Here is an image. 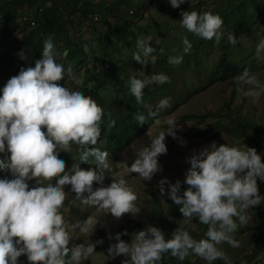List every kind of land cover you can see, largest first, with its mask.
<instances>
[{
	"label": "clouds",
	"instance_id": "obj_1",
	"mask_svg": "<svg viewBox=\"0 0 264 264\" xmlns=\"http://www.w3.org/2000/svg\"><path fill=\"white\" fill-rule=\"evenodd\" d=\"M13 1H4L0 5ZM101 1L106 0H93L95 4ZM44 3L47 6L43 7L40 16L38 12L35 16L24 10L20 14L25 12L33 16L37 25L51 0ZM168 3L175 8L184 0H168ZM34 9L35 12L38 6ZM129 9L132 8L127 9L131 15ZM93 14L98 13L89 14L91 21ZM180 15V26L196 37L215 43L222 38L232 45L237 43V36L233 31H225L218 13L211 10L198 12L192 8L182 10ZM150 39V36L138 37L137 51L132 53V58L142 66L138 75L134 72L128 77V91L138 104L145 103L142 91L145 86L153 82L162 84L170 79L164 72L145 74L143 66L155 64L157 60V50L147 43ZM156 42L160 43L159 38ZM191 47L188 36L182 35L181 47L171 50L167 63L180 64ZM256 49L264 50V37L257 41ZM158 51L163 52V48ZM19 55L21 59L25 58L23 50ZM63 56L52 37H45L42 50L32 65L21 66L17 74L0 87V154L7 153L0 155V171L11 174V178H0V264H23L19 259L21 253H25L33 264L37 261L41 264H80L95 252V245L102 240L93 242L89 236L99 221L87 216L82 222H67L63 211L68 194L65 185H70V191L82 203L102 209L114 218H120L124 213L135 216L141 211L134 203L136 192L123 176L104 185L102 169H111L109 152L96 145L104 117L108 114L93 96L65 82L72 77L73 65L65 63ZM233 84L239 97L256 100L264 94V82L247 67L234 76ZM170 107L171 97L164 96L154 108L149 107L146 114L137 112L134 118L138 123H144ZM114 123L115 120L109 118L108 128ZM164 123L166 127L147 143L133 141L129 145L134 159L130 165L122 163L125 172H134L147 181L160 170L157 158L167 151L165 135L176 138L179 127L173 116ZM180 142L184 143L182 139ZM74 146L77 155L66 169L65 160L58 153L71 152ZM81 161L88 164L86 169L80 167ZM186 162L189 166L184 171L183 183L187 187L182 189V181L176 179L167 183L166 192L182 214L180 225L168 236L150 224L131 233L128 241L120 238L121 232L109 234V239L114 242L107 247L104 261L123 254L126 259L121 264H160L162 255L168 253L180 261L192 255L207 264L216 260L233 264L220 245L227 243L233 248L239 247L236 230L249 222L248 209L264 200V195L258 194L257 185V179L264 181L261 154L241 142L217 145L216 141H211L188 156ZM32 178L35 180L29 184ZM166 181L163 177L157 181L161 196L165 195ZM93 182L99 186L94 188ZM193 218L207 226L199 239L185 227L191 225ZM70 227L86 233L87 242L68 247ZM123 234L128 233L125 230Z\"/></svg>",
	"mask_w": 264,
	"mask_h": 264
},
{
	"label": "rangeland",
	"instance_id": "obj_2",
	"mask_svg": "<svg viewBox=\"0 0 264 264\" xmlns=\"http://www.w3.org/2000/svg\"><path fill=\"white\" fill-rule=\"evenodd\" d=\"M46 0H37L30 6L20 7L12 12V20L14 25V33L8 38H4L1 34L2 16L0 15V87L12 75L17 74L14 63L10 64L6 59L7 54L16 47L18 41L28 30H23V25L18 23V16L24 10L29 14L34 13V8ZM66 3L67 0H61ZM96 1V0H94ZM115 0H106L113 2ZM95 5L93 0H78L75 4V9L72 14L67 15L68 6L62 8L64 11V19L68 28V35L74 44L82 48L80 55L84 56L81 63L73 65L69 59L72 55L73 44L67 45L61 36L58 39H53L58 51H63L68 48L67 53L62 57L65 63L73 65V73L71 79H66V83L73 87H79L86 95L93 96L100 103L105 112L115 111L119 108L124 97L128 93V79L122 78L121 74L113 72L111 82L104 83L99 92L93 90H83L84 84L86 87L94 81L97 71L101 69L100 63H96L94 56H105L104 48L113 62H116L119 67L130 71L132 74H139L141 65L132 58V53L137 51L136 40L141 36H150L151 39L147 43L157 50L155 64H151L149 69L150 74L164 72L170 79L162 84L155 82L145 86L144 91L145 106L154 108L157 101L164 96L171 97V107L161 110L156 118H151L148 129L136 136L130 143L118 151L109 152V163L111 169H102L104 172V185L123 176L126 183L137 194V199L134 203L141 209L139 213L132 216L124 213L120 218H114L110 213H106L102 209L95 206H89L82 203L75 197V194L70 191V185H65L64 190L68 193L64 201L65 219L69 224L82 222L87 216H93L98 219V223L94 226L93 232L89 236L90 241L101 239L102 243L96 244L94 253L87 259L82 260L80 264H121L126 257L123 254L117 255L114 258L106 259V249L109 246L107 240L109 234L121 232V239L130 240V234L138 231L150 224L148 221L152 206L158 205L170 221H178L181 223L182 214L166 195L167 183L175 182L176 179L182 181L181 188L187 187L183 183V174L189 166L186 158L193 152L206 146L211 141L220 143H243L246 146L252 147L246 139H241L236 136L229 135L219 131V125L234 124L239 120H244L249 123L252 128L257 131L259 141L264 138V94L259 99L254 100L252 97H239L233 84L235 75L244 68H249L256 73L258 78L264 82V50L257 51L256 43L264 37V0H261L260 9L255 11V0H184V3L178 7H172L168 0H130L131 6L119 3L111 12L115 16L120 17V13L126 18L127 9L139 6L138 12L131 13L129 18L130 24L128 30L131 34L118 37L115 34H105L108 27L103 22L97 24L96 20L92 23L90 17H86V12L89 11V5ZM52 4V1H51ZM51 4L50 5L51 7ZM92 5V6H93ZM195 8L198 12L211 10L218 13L222 19L225 31H233L237 36V43L232 45L222 38L219 43H215L211 39H205L204 44H198V37L183 29L179 20L181 19L182 10H191ZM85 10V11H84ZM88 10V11H86ZM93 10V8H92ZM96 10V8H95ZM89 13H96L89 12ZM251 13L248 23H244L242 27L238 24L243 21L245 16ZM103 14V13H102ZM101 14V16H102ZM24 33L20 34L21 31ZM127 30V31H128ZM121 32H125L123 29ZM14 35V36H13ZM63 35V34H62ZM187 35L191 41V51L184 54L183 61L178 65H170L167 63V56L172 54L173 48L181 47V36ZM159 38L160 43H157ZM41 38V45L43 40ZM100 39V40H99ZM163 48V52L158 51ZM74 56L77 58L79 55ZM69 55V56H68ZM106 57V56H105ZM29 60L25 63L28 66ZM95 63V67L93 64ZM88 68V69H87ZM87 69V72L86 70ZM206 115L201 121L199 117L182 118L184 115ZM173 116L176 119V124L179 127L176 129L177 136L165 135L167 151L158 155V163L160 170L153 174L150 180H143L138 174L132 172L127 173L124 170L122 163L131 164L134 159V153L129 148L133 141L147 143L159 130L166 127L164 121ZM184 143H181L180 140ZM102 149V148H101ZM261 154V161L264 162V149H255ZM65 160V168L67 169L73 162V158L77 153L75 146L71 152L61 151L58 153ZM7 155V153L0 154ZM80 167L87 168L88 164L79 162ZM85 164V165H84ZM11 174L4 170L0 171V178ZM167 178L165 187V195L161 196L157 181L161 178ZM35 178L28 181L32 184ZM55 180V177H53ZM93 182V187H97ZM258 186L261 195L264 193V181L258 179ZM250 215L249 222L239 227L236 230V238L240 241L239 247H231L227 243L220 245L229 255L233 264H264V208L248 210ZM194 238L201 232L202 226L197 223V219L193 218L191 225H185ZM126 230L127 235L123 234ZM171 229L167 231L165 236H168ZM71 237L69 238L68 247L75 243L87 242V234L81 232L78 228H69ZM25 256V255H24ZM29 261V260H28ZM207 264L206 261L199 257L190 255L185 260L180 261L177 258L164 253L160 264ZM29 264H33L29 261ZM35 264H41L37 261ZM213 264H224L222 260H216Z\"/></svg>",
	"mask_w": 264,
	"mask_h": 264
},
{
	"label": "trees",
	"instance_id": "obj_3",
	"mask_svg": "<svg viewBox=\"0 0 264 264\" xmlns=\"http://www.w3.org/2000/svg\"><path fill=\"white\" fill-rule=\"evenodd\" d=\"M52 4L51 7H47L43 11L42 18L38 20V23L35 27L30 28V30L27 33L23 34V37L21 40L18 41V44L15 48L12 49L10 53L7 54L6 59L9 60L10 64L14 63L15 70L18 72L19 68L21 66H27L25 61L29 60V65H32L33 60L35 58H38L41 50V38L42 37H48L51 36L53 39H58L61 36L64 39V41L67 43V45L73 44L72 47V55L69 61L73 65H77L75 63H81L83 61L84 56L80 55V52L82 51V48L78 45L74 44L71 38L68 35V28L66 25V21L64 19V11L62 8H66L68 6V11L65 13L67 15H70L73 13L75 9V4L78 0H67V2L64 4L61 0H51ZM257 1V2H256ZM34 2H37V0H16L10 3H5L0 5V15L2 16V27H1V34L4 38H8L10 35H12L14 32V25L12 20V12H15L16 9L24 6H30ZM116 2L117 5L119 3H123L125 5L131 6L130 0H115L113 2H106L101 1L98 4L91 5L90 2H87L89 5V11L86 12V17H89V12H95L100 15V19L97 22V24H101L102 22L107 25L108 30L105 32V34H115L118 37H122L124 34L125 36L131 34L128 30L130 21L129 18L132 17V15L126 13L129 15V18H126L120 13V17L116 16L111 10L115 8ZM254 9L255 11L260 9L261 6V0H255ZM40 4H38L39 7ZM93 8V10H92ZM96 8V10H95ZM139 6L136 5L133 12L136 14L138 12ZM85 11V10H84ZM37 10L34 12V15L36 16ZM103 13V14H102ZM102 14V16H101ZM251 17V13H248L243 21H241L238 24V27H242L243 24L248 23L249 19ZM113 18L116 19L115 22H113ZM124 30L125 32H121V30ZM128 30V31H127ZM23 32V31H21ZM63 34V35H62ZM14 36V35H13ZM100 40V39H99ZM198 44L202 45L205 42V39L199 38L197 39ZM25 52V58L21 59L19 53L21 51ZM68 48H65L62 52L64 55L67 53ZM76 53L79 55L77 58L74 56ZM103 54L106 56H94V60L96 63H100L101 69L97 71L95 75V80L88 84L86 87V83L84 84L83 90H93V92H99L101 90V86L105 83H110L111 78L113 75V72H117L118 74H121L122 78L128 79L132 73L128 70H124L119 65H117L116 62H113L110 54L107 53V49L104 48ZM69 56V55H68ZM158 61V59H157ZM95 63L93 64V67H95ZM151 67V63L148 65H144L143 68L147 74L151 73V70L149 69ZM88 69V68H87ZM87 69L86 72H87ZM144 100V99H143ZM145 101V100H144ZM148 108L144 104H138L135 101V98L128 92L126 93L124 97V102L121 103L119 108L115 109L113 112H108L104 117V124L101 125L102 127V133L101 137L98 139L97 147H100L102 149L106 148L108 152H114L118 151L121 148H124L127 146L132 139H134L136 136H139L143 132H145L148 129V126L151 122V118H149L144 123H138L134 116L137 112L147 113ZM206 115H184L182 118H188V117H199V121L203 119V117ZM111 118L115 120V123L108 128L107 126V120ZM252 126L245 122L244 120H239L235 122L234 124H222L219 125V131L217 132H225L229 135L236 136L241 139H246L249 144L254 147L255 149L262 150L264 149V138H262L261 141H259V138L257 136V131L254 129H251ZM85 163V162H83ZM85 165V164H84ZM257 185H258V179H257ZM261 192L258 186V194ZM264 195V193L262 194ZM264 208V200H262L261 204L256 205L252 208H249L248 210L252 209H258V208ZM148 221L150 225L157 226L161 229V231L166 235L167 231L174 229L176 226H179L180 223L178 221H172L170 222L165 215L162 213L160 207L158 205L152 206L151 212L149 214ZM197 223L202 226L201 232L197 235V239H199L204 231L206 230V225L201 224L199 220L197 219ZM113 240H107V244L113 243ZM25 255V256H24ZM19 259L23 261V264H29L28 259L26 258L25 253L19 254ZM189 264H197V263H189Z\"/></svg>",
	"mask_w": 264,
	"mask_h": 264
},
{
	"label": "built area",
	"instance_id": "obj_4",
	"mask_svg": "<svg viewBox=\"0 0 264 264\" xmlns=\"http://www.w3.org/2000/svg\"><path fill=\"white\" fill-rule=\"evenodd\" d=\"M4 1L8 2V1H13V0H0V3L4 2ZM44 6H47V4L44 3L43 5L38 7V9H37L38 16H40L41 11L43 10ZM128 12L132 13V9H129ZM91 18H92V21H96L99 19V16H98V14H93L91 16ZM18 23L23 25L24 30H27V28H31V27L36 25V19L33 16L29 15L28 13L24 12V13L20 14V16L18 17ZM20 34H22V32Z\"/></svg>",
	"mask_w": 264,
	"mask_h": 264
}]
</instances>
